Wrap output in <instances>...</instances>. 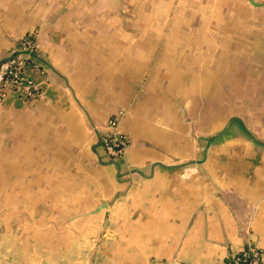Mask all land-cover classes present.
<instances>
[{"label": "crops", "instance_id": "1", "mask_svg": "<svg viewBox=\"0 0 264 264\" xmlns=\"http://www.w3.org/2000/svg\"><path fill=\"white\" fill-rule=\"evenodd\" d=\"M25 35L46 63L0 100L3 191L38 230L0 264H264V0H0V62Z\"/></svg>", "mask_w": 264, "mask_h": 264}, {"label": "built area", "instance_id": "2", "mask_svg": "<svg viewBox=\"0 0 264 264\" xmlns=\"http://www.w3.org/2000/svg\"><path fill=\"white\" fill-rule=\"evenodd\" d=\"M18 51L0 63V97L7 91L15 89L18 96L33 98L38 91L31 79L22 75L26 66L37 67L38 63L32 61L26 51H34V42L28 38L18 43ZM108 131L101 138V145L105 154L113 159L122 157L124 148L129 140L120 131L116 118L107 120ZM224 264H262L260 254L256 250H244L240 254L231 257Z\"/></svg>", "mask_w": 264, "mask_h": 264}, {"label": "rangeland", "instance_id": "3", "mask_svg": "<svg viewBox=\"0 0 264 264\" xmlns=\"http://www.w3.org/2000/svg\"><path fill=\"white\" fill-rule=\"evenodd\" d=\"M26 37H28V35H25V36H22V37L16 39V46H15V51L16 52L19 49L18 43L22 39H24ZM34 51H36V47H35ZM12 55H10V56H12ZM22 75L24 76L23 72H22ZM29 79L32 80L34 86L36 87V89L38 91V93H37V95L35 97H33V98H25V97H22V96H18V93H17V91L15 89L9 90L8 92L13 91L15 94H17V96L19 98H22V99H25V100L36 98L37 96H39L41 94V92H40L41 89H39L36 86V83H35V81L32 78H29ZM6 95H7V93L3 97H0V100L4 99ZM107 120H106L105 132H104L103 135H105V133L108 131ZM119 129H120V126H119ZM120 131H121V129H120ZM127 139L129 140L128 137H127ZM127 146H128V144L126 145V147ZM126 147L124 148V151H125ZM1 148H2V141L0 139V247L3 246V237L2 236H5L4 234L8 235V233H10L8 235L10 240H14L16 238L18 239L20 234H21V236H23L22 239L25 240V239H27V237H29V236L32 237L34 234H36V231L38 230L37 229L38 228L37 224L24 223V221L21 218H19L20 221H21L20 223H14L15 217L19 216L18 214H22V209H19L18 207L15 206V204L18 203L19 200L21 199L20 198V192L18 190L19 186H18V183H17L18 176H16V178L13 179V180H16L15 183H14V186H15L16 190L11 191V192H9V190L3 191V178H4L3 175H6L10 171L12 173L11 176L13 178V174H15V172H17V171H14V167L12 165V161H4L3 160V158H2L3 154H2V149ZM123 154H124V152H123ZM123 154H122V156H123ZM7 167H11V169H5ZM25 199H29V197H24L23 200H25ZM29 210H33V208H31ZM23 213H25V212H23ZM8 221H11V223L8 224Z\"/></svg>", "mask_w": 264, "mask_h": 264}, {"label": "water", "instance_id": "4", "mask_svg": "<svg viewBox=\"0 0 264 264\" xmlns=\"http://www.w3.org/2000/svg\"><path fill=\"white\" fill-rule=\"evenodd\" d=\"M26 53L29 54V56H30L31 58H33L34 60L39 61V62H42V63H46V62L44 61L43 57L40 56V55L37 53V51H26ZM7 58H8V57H7ZM7 58H6V59H7ZM0 63H1V62H0ZM218 134H219V133H218ZM218 134H216V135H218ZM248 134H249L250 136L256 138V136H254V134L249 133V132H248ZM211 137H212V136H211ZM211 137H210V138H211ZM210 138H209V139H210Z\"/></svg>", "mask_w": 264, "mask_h": 264}, {"label": "trees", "instance_id": "5", "mask_svg": "<svg viewBox=\"0 0 264 264\" xmlns=\"http://www.w3.org/2000/svg\"><path fill=\"white\" fill-rule=\"evenodd\" d=\"M28 39H30L31 41H33V38H32V36H30V37H27ZM32 61H35V60H32ZM38 62V61H37Z\"/></svg>", "mask_w": 264, "mask_h": 264}]
</instances>
